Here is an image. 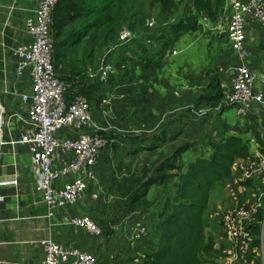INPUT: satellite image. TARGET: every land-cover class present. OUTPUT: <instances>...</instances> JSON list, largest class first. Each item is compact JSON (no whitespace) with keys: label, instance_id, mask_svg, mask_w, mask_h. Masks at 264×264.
<instances>
[{"label":"built area","instance_id":"2783aa9c","mask_svg":"<svg viewBox=\"0 0 264 264\" xmlns=\"http://www.w3.org/2000/svg\"><path fill=\"white\" fill-rule=\"evenodd\" d=\"M58 0H35V10L24 19L26 40L13 47L16 57L15 76L26 80L29 89L20 92L26 106V120L19 114L20 134L14 145L25 149L34 159L39 177L38 192L47 209V218L68 205H75L88 188L93 169L105 148L102 132L93 118L91 102L79 92L68 97L69 85L56 72L53 60L52 15ZM227 7L224 35L230 51L237 58L228 89L222 83V102L237 118L245 119L255 107L264 105V72L256 74L245 60L246 31L250 21H264V0H225ZM152 22L149 26H152ZM120 39L130 41L131 35L123 29ZM146 39V37H145ZM105 78V71L101 72ZM224 110V109H223ZM221 111V117L226 110ZM239 176L243 182L264 179V156L257 147L250 151ZM263 198H242L224 210L219 217L221 234L229 245L225 264H252L245 259L262 255V240L254 229L263 222L258 212ZM64 223L96 236L101 228L88 216L64 217ZM139 230L133 239H139L146 229ZM42 258L27 264H98V259L74 247H65L52 240L39 241ZM253 261V260H252Z\"/></svg>","mask_w":264,"mask_h":264},{"label":"crops","instance_id":"0c3cea01","mask_svg":"<svg viewBox=\"0 0 264 264\" xmlns=\"http://www.w3.org/2000/svg\"><path fill=\"white\" fill-rule=\"evenodd\" d=\"M35 6V0H21L18 5H13L9 9V15L15 18L7 21V27L11 29L10 36L4 38V40V36H2L1 39L2 44L9 46V48L6 51H0V128L3 127L2 119L6 107L13 114L25 116L26 106L21 102L20 92L28 90L29 84L26 80H19L15 76L17 60L13 55V47L26 40L27 35L23 21L34 12ZM225 9L227 13L226 6ZM4 13V9L0 8V32L3 26ZM88 61L85 42H82L77 46V49L75 48L63 58L55 60L57 75L70 82H78L80 86L89 87L93 82V79L90 78L96 76L97 70L92 68ZM251 66L256 74L259 75L263 72L258 71L255 65ZM90 102L95 122L98 121L95 117V109L97 107L102 109V112H100V114H103L102 116L106 114L111 118L112 110L105 108L106 97L99 105H97L95 100H90ZM251 114L256 118L264 141V121L262 118L264 105L256 107ZM11 118L16 123L21 120L19 116ZM218 122L220 124L216 129L208 131V135H210L207 137L208 144L223 137L222 124L224 122L230 126L237 125L241 129L245 128V119L235 117L231 109L226 110ZM106 123L108 124V122ZM208 128L206 127V132ZM11 131L12 128L9 129V132ZM109 132L117 137V144L114 149H108L106 152L111 153L113 151L114 156L119 158V162H123L126 167L128 164L131 165V163L136 164L135 158H142L148 153H156L161 147L158 145L151 151L144 149V147L151 144V137L157 132L151 135H139L138 137L143 142L141 145L128 140L130 135L124 136L117 134V132ZM212 134L217 137L214 138V136H211ZM244 137L257 147L250 132L244 134ZM167 138L169 139L168 141L172 139L171 136H167ZM4 144L6 143L3 141L1 146ZM209 149L210 147L207 145L205 156L209 153ZM117 153H122L123 155L120 157ZM185 154L186 152L182 156L184 164L193 161L199 156L195 155L192 158H186ZM14 155L21 168L20 177L25 182L24 189L28 190V187H30L34 196V204H36L34 212L36 214L29 219L25 218L23 223L18 224L13 223L16 219L9 218V212L13 207L12 197L17 194L18 174L16 165L0 167V264H27L39 261L42 258L39 241L45 239L52 240L65 247H74L82 250L96 257L98 264H129L128 259L152 251L149 249H153V244L157 241L160 222L158 216L154 215L153 208L160 201H151L155 200V197L150 196L148 192L147 200L151 202L149 207L142 209L130 205L129 194L126 193V190L132 188L130 183L135 173L134 169H125L126 167L113 169L114 167L110 165L111 159L101 154L88 182V188L78 202L75 205H68L58 210L54 216L47 218L46 206L41 201L38 192L39 177L33 157L20 146L14 151ZM169 156L163 157L158 162L164 161ZM243 162L244 160H236L235 164L242 165ZM235 170L233 168L231 177L215 184L210 192L208 207L204 216V226L205 224L208 226L207 228L205 226V231L215 242L214 254L217 264H225L224 258L229 252V245L221 235L218 225L219 215L224 210L234 206L238 198H242L247 193L245 186H241L238 182L239 179H236L238 174H235ZM258 180L264 186V179ZM258 180L256 181L258 182ZM256 181H249V184H255ZM173 183L176 185V180ZM174 190L175 186L171 188V192L173 193ZM84 215L88 216L101 228L102 235L100 237L85 230L75 229L73 226L64 223V217L72 218ZM139 223L145 226L146 232L135 240L133 236L139 230ZM260 237L262 240L261 264H264V224L260 230ZM246 261H250L252 264H259L257 258L253 259L251 257L243 262Z\"/></svg>","mask_w":264,"mask_h":264},{"label":"trees","instance_id":"16d2710c","mask_svg":"<svg viewBox=\"0 0 264 264\" xmlns=\"http://www.w3.org/2000/svg\"><path fill=\"white\" fill-rule=\"evenodd\" d=\"M217 0H192L187 11L177 15V0H58L52 15L53 60L63 58L85 42L88 63L105 56L110 49L123 48L120 33L126 29L131 39L138 33L143 46L130 49L129 52L141 60L145 68L153 63L162 64L166 52L175 47L187 33L199 30L200 15L205 14L212 21L218 12L214 6ZM156 10V18L152 11ZM152 22V26L149 23ZM146 37V39H145ZM264 44V42H262ZM114 68L125 73L126 57L121 51L116 53ZM89 87H83L75 81H68L67 97L79 92L87 100H95L97 105L105 99L104 88L114 87V80L105 71V78L98 72ZM99 73V75H98ZM223 95L221 99H223ZM224 112V110H223ZM221 116V112H220ZM223 137L209 143L210 151L197 156L184 164L183 154L188 145L177 148L155 168L157 177L147 178L133 190L130 205L147 208L151 202L147 195L151 187L162 182L168 176H175V190L165 197L157 214L160 219L158 237L149 253L128 259L129 264H217L214 250L215 242L205 231L204 216L208 207L210 192L215 184L233 173L236 160H245L250 156L249 139L244 134L250 132L259 152L264 156V141L254 115L245 118V128L237 125L222 124ZM105 148L114 149L117 137L111 132H102ZM152 142L145 150H153L167 142L166 131L152 135ZM128 140L143 144L140 137H128ZM142 148V147H141ZM263 206H264V186ZM258 220H264V207L258 212ZM260 225L254 229L260 235Z\"/></svg>","mask_w":264,"mask_h":264},{"label":"rangeland","instance_id":"374dc122","mask_svg":"<svg viewBox=\"0 0 264 264\" xmlns=\"http://www.w3.org/2000/svg\"><path fill=\"white\" fill-rule=\"evenodd\" d=\"M20 1L0 0V8H3L5 12L0 32V51H6L9 48L2 44L1 40L2 36H4L3 40L10 36L11 29L7 27V21L15 18L9 15V9L13 5H18ZM191 1L177 0L176 16L187 11ZM214 6L218 12L217 18L212 21L205 14H201L198 21L199 30L195 33L185 34L174 48L166 52L162 64L153 63L149 68H145L143 62L129 52L130 49L135 50L144 44L138 33H135L134 39L123 43L122 49L112 48L111 51L109 49L105 56H100L90 63L92 68H98V72L106 71L115 84L112 88L110 85L104 88L106 93L105 108L112 110L111 118L106 114L102 116L103 114H100L102 109L95 107L97 125L108 131L124 136L130 135L133 138L141 134L151 135L158 131H166L168 134L166 136L172 137L171 141L160 145L158 152L145 154L142 158H135L138 165L130 162L131 165L128 164L126 167L123 162H119V158L114 156L113 151L106 152L108 148L101 150L100 155H106L111 159L110 165L114 167L113 169H122V167L134 169L135 173L130 183L132 188L126 190L129 199L133 190L137 189L143 181L147 178L157 177L155 168L158 161L172 154L177 148L188 145V152L186 151L184 155L186 158L206 154L207 145H209L207 137L210 136L208 131H213L218 127L220 124L218 121L221 118L220 112L223 109L230 110L222 102L221 84L223 83L228 89L237 58L230 51L224 35L227 15L225 0H217L214 2ZM156 14V10H153L154 18H156ZM262 42H264V21H250L246 31L245 60L251 65H255L258 71L264 72V44ZM119 51L126 57L125 64L128 71L123 80H120V77L125 73L114 68L117 59L116 53ZM255 109L256 107L253 110ZM12 115L13 112L6 107L1 132L2 140L6 144L0 147V167L16 165L17 194L12 197L13 207L9 212V218L16 219L13 223L18 224L23 223L25 218L29 219L35 216L36 204H34L35 200L30 187H28L29 191L24 189L25 182L20 177L21 168L14 155L18 146L13 143L20 134V127L11 118ZM20 117L24 120L27 119L26 116L20 115ZM262 118L264 121V114ZM206 127H209L207 132ZM10 128H12L11 132H9ZM260 130L263 132L264 129ZM216 137L215 135L214 138ZM249 147L251 151L255 147L254 143L250 142ZM122 155V153L119 154L120 157ZM235 169V174H238L236 179H239V184L245 186L247 190L242 198H246L248 195L253 200L263 198L262 182L259 183V180L258 182L255 180V184H249V181L243 182L240 180V171H238L241 167H235ZM175 180V176H168L149 190L150 196L155 197V200L151 201H160L153 208L155 216L163 205L164 197L172 195L171 188L175 186L173 183ZM242 198H238L237 201ZM263 224L264 222L261 224V228ZM218 225L220 227L219 219ZM205 226L208 227L207 224ZM257 260L261 264L262 255H258Z\"/></svg>","mask_w":264,"mask_h":264},{"label":"bare ground","instance_id":"6f19581e","mask_svg":"<svg viewBox=\"0 0 264 264\" xmlns=\"http://www.w3.org/2000/svg\"><path fill=\"white\" fill-rule=\"evenodd\" d=\"M5 112V111H4ZM3 120V119H2ZM0 132H2V128H0ZM3 144V140H1L0 146Z\"/></svg>","mask_w":264,"mask_h":264},{"label":"water","instance_id":"95a60500","mask_svg":"<svg viewBox=\"0 0 264 264\" xmlns=\"http://www.w3.org/2000/svg\"><path fill=\"white\" fill-rule=\"evenodd\" d=\"M2 137H1V132H0V143H1Z\"/></svg>","mask_w":264,"mask_h":264}]
</instances>
